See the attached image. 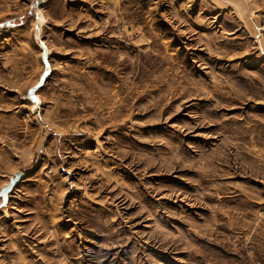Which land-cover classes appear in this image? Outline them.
Masks as SVG:
<instances>
[{"label":"rangeland","instance_id":"rangeland-1","mask_svg":"<svg viewBox=\"0 0 264 264\" xmlns=\"http://www.w3.org/2000/svg\"><path fill=\"white\" fill-rule=\"evenodd\" d=\"M17 171L0 264H264V0H0Z\"/></svg>","mask_w":264,"mask_h":264},{"label":"water","instance_id":"water-1","mask_svg":"<svg viewBox=\"0 0 264 264\" xmlns=\"http://www.w3.org/2000/svg\"><path fill=\"white\" fill-rule=\"evenodd\" d=\"M18 22H23V16L17 17L10 21H7V24H17ZM24 177L23 172L17 171L14 172L9 178L6 184L0 187V208L5 206L9 200V194L12 189L18 184L20 180Z\"/></svg>","mask_w":264,"mask_h":264},{"label":"crops","instance_id":"crops-1","mask_svg":"<svg viewBox=\"0 0 264 264\" xmlns=\"http://www.w3.org/2000/svg\"><path fill=\"white\" fill-rule=\"evenodd\" d=\"M6 22H7V21H6ZM23 23H24V21H23V22H18L17 24H13V25H12V24H7V23H6V24L9 25V26H16V25H21V24H23ZM25 179H26V177L24 176L22 180L24 181ZM16 187H20L19 183L16 185ZM16 187L13 188V191H12V192H14V191L17 189ZM10 197H12L11 194H9V198H10Z\"/></svg>","mask_w":264,"mask_h":264},{"label":"bare ground","instance_id":"bare-ground-1","mask_svg":"<svg viewBox=\"0 0 264 264\" xmlns=\"http://www.w3.org/2000/svg\"><path fill=\"white\" fill-rule=\"evenodd\" d=\"M257 43V42H256ZM195 61V60H194ZM93 152H94V150H93ZM181 199V198H180Z\"/></svg>","mask_w":264,"mask_h":264}]
</instances>
